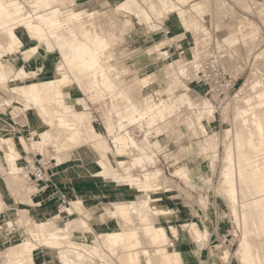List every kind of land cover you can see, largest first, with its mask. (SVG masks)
<instances>
[{"label": "bare ground", "instance_id": "bare-ground-1", "mask_svg": "<svg viewBox=\"0 0 264 264\" xmlns=\"http://www.w3.org/2000/svg\"><path fill=\"white\" fill-rule=\"evenodd\" d=\"M25 1L35 9V12H26L21 0H0V25L3 29V34L0 35V89L2 91L6 89H4L3 84L13 74H16L15 78H22V76L25 79L27 76L30 78L29 83L16 85L13 90L17 92L19 97L23 98L20 101L23 108H21L20 113L32 110L37 120L39 118L42 121V130L38 132L37 139L32 141L35 149L52 148L58 163H64L74 154L70 148L73 145L77 147V151L88 156L91 154L86 151L91 150L99 157V162L102 165L103 170L99 173L101 175L104 173L108 180L112 177L118 181L122 178L115 170H111L115 166L112 164L110 155H118V162L125 171L131 170L138 164H143L146 160L149 163L155 161L156 153L152 150L150 131L161 126V123L166 122L173 114L178 115L179 103L195 108L198 111L195 125L201 126L203 132H208L202 125L204 110L206 112L208 106L204 105L205 101L202 106V103L193 100L190 95L184 92L175 95L173 91L168 93V98L160 95L154 97L150 93L155 88V80L152 79V74L149 75L148 73L141 78L138 76L140 80L136 78L140 69L148 64L130 68L132 64L121 67L112 63L114 60L112 45L118 41V38L113 35L116 32L113 31L112 34L104 28L103 23H98L97 18L101 15L100 10L78 8L62 15L61 9L52 5L55 0ZM147 1L155 12L161 11L159 13L164 14L165 19L168 16L165 15L162 5L175 10L172 0H158L162 4L161 9L158 8L160 5L157 4V0V3L151 0ZM212 5L209 0L198 1L192 4L195 14L191 13L189 16L186 15L187 17H185L183 10L179 9V14L185 21V30L191 33L199 31L201 26H199L200 22L197 15L203 17L206 12L211 11ZM115 7L123 12L135 11L139 24L147 23L150 20L148 15L139 14L140 8L138 9L132 0L118 1L115 3ZM186 11L188 10L186 9ZM159 13L155 14L158 16ZM251 21L240 20L238 25L240 24V27L254 25ZM123 25L134 26V21L126 18ZM217 27L216 29H218ZM22 34L35 42L32 49L30 48L31 50L25 52L26 57L33 54L34 48L36 51L41 46H46L49 50L59 48V62L52 76L43 74L40 69L27 70L22 68L19 71L16 70L15 59L17 55L12 56V52L17 45L21 46L26 43ZM17 52L16 50V54ZM221 57L225 59L224 55ZM204 58L202 59L200 53L197 52L188 64L183 65V68L179 66L182 69L181 73H177V70L175 72L177 75L179 74V77L180 75L189 79L198 77ZM169 66L171 68V65ZM128 73L134 75L127 82L125 75ZM121 78H124L123 82ZM259 79L253 86L251 85L252 91L247 90L251 92L243 90L242 96L238 94L240 97L234 108L235 126L232 130L227 129L228 136L231 135L233 140L226 146L225 165L222 169V181L220 183L242 230L239 246L241 259L245 264H264V82ZM75 82L79 83L80 87L78 88L82 93L88 92L93 99H96V102L101 103L106 100V95L109 96L111 106L116 109V123L120 128V131L114 135L116 152L113 151L106 138L94 124L92 113L86 111L74 113L71 111L70 103L72 101L65 97V91L73 89L76 86ZM136 88L144 93L142 106L138 104L134 96ZM174 97L178 98L175 100ZM119 100L122 101L121 107L115 103ZM8 103L10 104V100ZM1 110L0 105V128L2 125L4 127L5 123L9 125L3 116L4 109L3 115ZM180 114L182 113L180 112ZM210 115L212 114L210 113ZM180 119H182L181 116ZM111 125L112 122L108 120L109 133L112 135L114 132ZM134 125H139L141 129L145 130L143 140L135 139L130 131L126 130L127 127ZM27 126H31L29 120ZM195 127L198 131V126ZM124 129L125 131L122 132ZM198 134L200 133L198 132ZM210 141L213 142L211 135L202 141L204 152L213 147L214 143L211 147L209 146L210 148L208 147ZM26 147L27 145L22 139L17 140L0 135V178L3 177L9 192L20 194L19 198L15 199L17 206L18 204L28 206L20 207V209H24L26 212L27 228L30 233V236L23 240L10 238L9 247L6 251L0 248V264H38L31 254L35 239L40 244L41 241L48 243L49 250L57 254L61 264H183L178 250L170 249L174 246V242H171L166 226L158 223L161 216L174 213L173 209L168 208L163 203H156L161 198L162 191L154 189L152 184L157 178L156 176L161 173L160 169H156L154 174L148 171L144 173V177L142 174L141 177H130V185L143 184L142 187L138 188L139 192L145 194V197L139 201L116 200L112 204H102L105 213L94 212L91 208L86 209L79 204L76 205L77 211H82L89 218L93 217L101 222L102 220L105 221L107 216H111V218L117 219L121 225L116 230L96 233L94 229L89 227L86 219L75 215L72 212L74 210L71 211V209H68L65 215H55L46 220L36 217L33 212L41 202L40 200L35 201L32 196L37 187L27 184L25 172L19 164L22 151ZM131 148L137 150L142 148L144 152L137 153L127 160L125 156L131 154L129 153ZM150 150L153 151V154L150 153ZM132 155L134 154L132 153ZM212 156L214 155L212 154ZM212 162L213 159L211 164ZM211 164L209 167L213 168V165L210 166ZM106 169L111 170V172L106 171ZM174 170L191 181L194 174H200L201 167L199 165L191 169L185 165L177 164L174 166ZM23 215H21L22 220L25 218ZM67 215L72 217H67ZM77 225L81 228L84 238L88 239L90 236L93 238L91 242L78 240L73 234L74 232H70L71 229L77 228L75 227ZM60 230H66L67 233H71V236L62 237ZM176 230L175 227H172V231L176 232L174 235L177 234ZM194 230L199 236V238L196 237L197 239L203 238L201 235L204 232L201 234L197 227H194ZM150 248L154 249L153 252Z\"/></svg>", "mask_w": 264, "mask_h": 264}, {"label": "rangeland", "instance_id": "rangeland-1", "mask_svg": "<svg viewBox=\"0 0 264 264\" xmlns=\"http://www.w3.org/2000/svg\"><path fill=\"white\" fill-rule=\"evenodd\" d=\"M21 1L26 12H35V9L25 0ZM118 1L120 2L125 0H89L88 2L81 3H76L75 0H55L52 5L60 8L62 15L78 8L100 10L101 15L97 18L98 23H103L104 28L108 32L112 34L116 32L113 35H116L119 39L112 45V51L114 53V60L112 63L121 67L127 66V64H132L133 66L131 65L130 68H137L143 64H148L144 68L140 69L136 78L140 80L142 76L147 75L148 73L149 75L150 73L152 74V79L155 80V88L150 93L154 97L160 95L164 98H168V93L173 91V94L175 95L183 92L190 95L193 100L199 102L200 104L202 103V106L205 101L204 105L208 106L206 108V112L204 110L202 125L205 126L204 128L207 129L208 132H203V128L198 124H196L198 126V131L197 127H195V118L198 111L195 108L189 107L187 104L179 103L180 106L178 105V107H180V109H177V112L182 119H180V116L173 114L166 120V122L161 123V126H157L150 131V140L153 145L152 150L156 153V162L153 161L149 163L146 160L143 163L144 165L138 164L139 167L138 165L134 166L131 170H126L127 172L118 162V167L123 171L120 172L116 164L117 158H114V154H111L110 157L112 158V164L116 167H113L111 170H115L123 180L119 179L116 181L111 177L108 181L119 182L121 186L127 188L131 187L139 192V188L142 187L143 184L130 185V179L134 176L141 177V174L142 177H144V173H147L148 171L154 174L156 169H160L161 173L159 174L161 176L158 174L152 184L154 185V189L162 191V196L156 203L160 202L169 205L172 209H174L175 204L191 203L196 205L197 211L194 212V215L188 222H184L183 228H185L186 231H190L192 236H195L194 238H199V236L195 233L194 227L199 228L201 234H203L201 229H204L205 226L212 221V219L215 220V225L219 226L220 231V236L211 243V245L214 246V252L216 255L215 258L220 259L222 262L227 260L228 264H245L241 259L239 246L242 230L237 223L236 217L231 209V204L226 194L223 192L224 190L220 183L222 181V169L225 165L224 156L226 146L233 140L231 135L228 136V130H232L235 126L234 108L237 100L240 96H242L244 91H252V86L258 78L264 82V0H209L210 4H213L210 8L211 11L206 12L203 17L197 15V19L200 22L199 26L201 27H199V31H195L193 33L185 30V21L179 14V9L183 10L185 17H187L191 15V13L195 14L192 4L203 0H182L183 2L181 0H172L175 5V10L167 8L158 0V3L156 0H151L160 5L158 8L161 9V5L163 6V11L165 15L168 16L166 19L164 18V14L159 13L161 11L158 10L155 12L147 0H132L133 4L136 5L138 9L140 8L139 14L148 15L150 19H148L150 22L148 21L143 24L138 23L135 11L123 12L122 10H117L115 3ZM186 9L188 11H186ZM224 9L225 11H223ZM155 13H159V15L157 16ZM161 14L162 17H160ZM126 18L132 19L134 21V26L123 25ZM240 20L251 21L254 25L251 24L249 26L245 25L240 27V24L238 25ZM209 21L211 22L209 23ZM218 24L219 26L217 27ZM160 27H163V29L160 30ZM216 27L218 29H216ZM164 29H166V32H162ZM20 31H23V29H20ZM173 31H175L174 34H172ZM1 34H3V29L0 25V35ZM120 39L123 42H121ZM170 44L173 52H170ZM25 45L26 43L21 46L17 45L13 51L15 53L12 52V56L17 55L18 57V54L21 55L24 51L23 48ZM122 46H124V50L121 49ZM18 48L20 49L18 50ZM31 49L25 50L24 53ZM16 50L18 51L17 54ZM33 51H35V48ZM57 52L58 57H60L59 51ZM197 52L200 53L202 59L211 53H217L221 54V56H225V59L223 57L225 67L231 74H233L234 77L237 78L236 89L230 95H207V87L203 85L197 77L189 79L185 78L183 75H180V77L178 76L179 74L177 75V73L182 72L181 68L184 67L183 65L188 64ZM24 53H22V58L24 61H27L32 54L26 57V53ZM123 63L125 64L123 65ZM169 65H171L172 69ZM15 66L17 71L22 68L33 70L23 66L20 61L17 62ZM175 70H177V73ZM133 75V73L126 74L125 80L128 82V80L132 79ZM15 77L16 74L11 75L3 84L4 89H6L4 91L0 89L1 114L4 109V115H2L9 123V125L5 123L4 127L2 125V128H0V135L12 137L17 140L22 139L25 145H27L26 149L22 151L21 158L19 159L20 166L23 165V161L29 155H37L48 164L49 180L46 184H43V186L37 187L36 192L33 193L32 196L35 201L40 200L41 202L33 213L37 218L46 220L55 215H65L67 214V210L71 209V211L74 210L72 212H74L75 215L77 214L79 217L86 219L89 227L94 229V220L96 219L93 217L89 218V216L84 215L82 211H77L75 207L79 204L86 209L89 208L82 199L83 196L73 197L72 195L74 194V190L84 191L85 182L88 180L86 179V176L91 178L89 180H93L98 188L101 185L100 180L106 179L104 173L102 175L99 173V171L103 170V168H101L102 165L99 162V157L91 150L86 151L89 152L91 156L81 153L77 151V147L73 145L70 148L74 154L64 163H58L55 155H53L54 152L52 148L50 149L49 147H46L42 149H35L32 145V141L37 139L38 132L42 130L43 124L41 123V119L38 118L37 120L32 110L20 113V111H22V102L20 101H22L23 98L18 96L17 92L13 90V87L16 85H26L29 83L30 78H27L28 76L26 79L24 76H22L23 79L21 77H19L20 79ZM121 79L123 82L124 78ZM75 84L76 86H74L73 90L77 92L76 94L79 96L76 101L84 99V102L87 104V108L89 103L91 110H93L92 115L94 124L113 148V139L107 129V119L116 123L117 114H115L116 109L110 105L109 96L106 95V100H103L101 103L96 102V99H93L88 92L82 93L79 90L78 87H80V85L78 82H75ZM138 89L139 88H136L134 90V96L138 104L142 106L144 103V93ZM248 89L251 91H247ZM177 98H175V100ZM5 100L8 101L5 102ZM9 100L10 104L8 103ZM71 101L75 102V100ZM115 103H118L120 107L122 105L121 100ZM72 110L76 112L73 108ZM109 111H111L110 115L107 114ZM180 112L182 114H180ZM90 113L92 112L90 111ZM210 113L212 115H210ZM28 120L31 123L30 127L27 126ZM198 132L200 134H198ZM130 133L139 141L145 138V130L143 128L141 129L139 125L132 126ZM182 135H185L183 140L188 145L187 154L189 155L190 162V166L188 168L194 169L199 165L201 167V172L197 175L199 178L193 176L191 181H188L175 170L173 171L172 166L174 162H170V158L166 156L170 153H173L174 155L178 153L174 152L175 149H178L176 147V143L171 146L169 142L171 140L179 139ZM210 135L213 137V142H211V138L208 147H211L214 143L212 145L213 147H211V150L207 149V151L204 152L202 149V141L207 137H210ZM142 148L139 150L131 148V151H128L131 154L126 155L125 158L128 160L131 156L134 157L137 153L144 152ZM113 151L115 152L116 148H113ZM153 151L150 150V153L153 154ZM132 153L134 155H132ZM212 154L214 156H212ZM212 159L213 162H215H212L211 164ZM88 160H93V162H88ZM209 164H211L210 166L213 165V168L209 167ZM92 170L94 171V174H97L96 177H90V172ZM95 170L97 171L95 172ZM111 170L106 169L108 172H111ZM175 174L183 177L181 183L174 180L175 178L173 175ZM72 189L74 190L72 191ZM139 193L141 195V199H143L145 194L142 192ZM0 194L2 195H0L2 197V199L0 198V205L1 203H4L0 206V248L3 251H6L9 247L10 238H13L14 240H23L30 236L27 228L28 221H26V212L24 209H20V207L28 206L26 204H18L17 206L15 199L19 198L20 194L9 192L3 177L0 178ZM26 194L25 197H27ZM18 209H20L21 212L23 211V213L18 211ZM91 209H93L94 212L97 211L105 213L101 205ZM43 211L47 214H43ZM22 214H24L23 217H25V221L22 220ZM67 217L72 216L67 215ZM106 218V220L113 219L111 216H107ZM158 222L165 225L159 220ZM78 226L79 225L75 226L77 228L71 229L70 232H74L73 234L76 232V239L84 241V234ZM172 227L177 229L176 235L178 236V228L174 225H172ZM172 227H170L171 230ZM167 230L170 234L171 240V233L168 228ZM60 233L62 234V237L71 236V233H67L66 230H60ZM174 233L176 232L172 231V234ZM206 235L207 232H204V234L201 235L203 238L196 239L203 240ZM177 238V240H179V237ZM91 240H93V238L90 236L86 241L91 242ZM233 240L234 245L232 244ZM171 242L173 241L171 240ZM45 243L46 242L43 243L41 241L40 244L39 241H36V239L34 240V248L33 252H31L33 257H35L34 253L36 252H52L49 250L50 246L47 245L48 243ZM170 249L174 248L170 247ZM54 254L57 256L56 253ZM223 254L225 258L223 257Z\"/></svg>", "mask_w": 264, "mask_h": 264}, {"label": "crops", "instance_id": "crops-1", "mask_svg": "<svg viewBox=\"0 0 264 264\" xmlns=\"http://www.w3.org/2000/svg\"><path fill=\"white\" fill-rule=\"evenodd\" d=\"M76 3L81 2H88L89 0H75ZM163 29V27H160V30ZM162 32H166V29H164ZM175 31L172 32L174 34ZM23 35V34H22ZM123 36V35H122ZM23 38L26 40V45L23 48V50L30 49L35 45V42L28 39L25 34L23 35ZM119 40V39H118ZM121 41V39H120ZM123 42V41H121ZM170 52H173L171 44L169 45ZM124 46H122L121 49H123ZM57 49V50H56ZM54 50L47 49L46 46H41L39 49L33 52L32 56L27 59V61H24L22 58V53L18 54V57L15 59V62H21L23 66H26L30 69H40L41 72L45 75L52 76L54 74L55 68L59 62L58 52L59 48L57 47ZM119 49V48H118ZM124 50V49H123ZM73 89H70L68 91H65V97L67 99L75 100V102H71V111L74 113H82L84 111L86 112H92L90 105L84 102V99H79L76 101L79 96L76 94ZM89 94V93H88ZM110 102V100H109ZM82 105V106H81ZM84 105V106H83ZM111 105V103H110ZM79 106V107H78ZM72 108L75 111L72 110ZM90 110V111H89ZM108 114V113H107ZM131 127L129 126L126 128V130L131 132ZM111 128L114 132V134H110L111 138L113 139V148H115L114 143V135L117 134L120 131L118 123H113L111 125ZM107 129L108 128V119H107ZM119 130V131H118ZM118 131V132H117ZM125 131L122 130V132ZM101 132V131H100ZM105 138V137H104ZM185 138V135H182L179 137V139L171 140L169 143L171 146H173L176 143V147L178 149H175L173 153L167 154L166 156L169 159L170 162H174L173 165L181 164L185 165L186 167H189V155L187 154L188 145L183 140ZM110 145V144H109ZM116 152V151H115ZM117 158L116 164L117 168L120 170V172H123L118 167V155L114 154V158ZM166 157V159H167ZM93 162V160H88V162ZM87 162V161H85ZM168 162V161H167ZM174 166L173 171H174ZM102 168V166H101ZM97 170H95L96 172ZM90 177H96L97 174H94V171L92 170ZM198 174H194L193 176L196 178H199L197 176ZM175 178V181H178L181 183V180L183 177L178 175H173ZM86 182L84 185V191H76L74 190L73 197L76 196H83L84 202L88 205L89 208H95L102 204H112L117 201H129V202H136L141 199V195L138 191L134 190L133 188H127L124 186H121L119 182H109L107 180H100V186L99 188L96 186V183L93 180H89L88 176H86ZM188 188V187H187ZM168 208H171L169 205L164 204ZM172 209V208H171ZM174 213L168 216H161L159 218V221L164 223L166 227L169 229L171 233V240L175 243V245L172 248H175L178 250V252L181 255L183 264H228L227 260H224L222 262L220 259L215 258V252H214V246L211 245V243L220 236L219 226L215 225V220L212 219V221L205 226L204 229H201L203 232H207V238L203 240H197L194 238L190 231H186L185 228H183L184 222H188L191 217L194 215V212L197 211V207L194 204L186 203V204H175L174 205ZM43 214H47L43 211ZM101 223V224H99ZM159 223V222H158ZM161 224V223H160ZM174 225L178 228V236H175L172 234L171 226ZM170 226V227H169ZM94 230L96 233L100 232H106L110 230H116L121 227L119 221L117 219H109V220H102L101 222H98L97 220H94ZM76 237V232H75ZM177 237H179V240H177ZM87 239L85 238V241ZM92 241V240H91ZM150 250L153 252V248H150ZM53 252H36L34 253L36 262L38 264H61L57 256Z\"/></svg>", "mask_w": 264, "mask_h": 264}, {"label": "built area", "instance_id": "built-area-1", "mask_svg": "<svg viewBox=\"0 0 264 264\" xmlns=\"http://www.w3.org/2000/svg\"><path fill=\"white\" fill-rule=\"evenodd\" d=\"M197 79L207 87V95H230L236 89L237 78L226 69L223 57L217 53L204 58ZM22 168L27 184L32 187L43 186L49 180L48 164L37 155L25 158Z\"/></svg>", "mask_w": 264, "mask_h": 264}]
</instances>
